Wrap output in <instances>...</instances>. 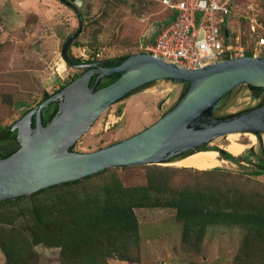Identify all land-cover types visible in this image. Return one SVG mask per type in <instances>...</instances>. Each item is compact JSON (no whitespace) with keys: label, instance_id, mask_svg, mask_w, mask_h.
I'll return each mask as SVG.
<instances>
[{"label":"rangeland","instance_id":"rangeland-1","mask_svg":"<svg viewBox=\"0 0 264 264\" xmlns=\"http://www.w3.org/2000/svg\"><path fill=\"white\" fill-rule=\"evenodd\" d=\"M160 1L86 0L75 9L79 20L72 10L74 5L70 8L59 0H27L31 8L23 9L26 12L20 15L11 13L13 0H0V128L11 126L42 102L45 94L56 93L83 73L62 60L61 49L67 37L74 35L67 53L80 62L140 53L139 41L145 29L175 17V12L165 10ZM248 4L258 11L264 25V0H235L234 15L225 18L226 22L232 23ZM184 88L172 81H160L139 89L110 106L78 139L73 151H98L146 129L174 106ZM257 104L258 100L243 86L217 115L236 114ZM225 137L216 138L209 147L224 151L228 144ZM240 138L249 143L241 156L250 159V149L263 155L262 139L260 144L256 138L253 145L246 137ZM225 161L213 177L194 169L169 171L166 191H150L144 208L122 206L129 197L123 189L146 187L148 175H157L156 169L182 168L163 163L110 169L69 187L48 191L38 197L53 196L43 211L53 233L36 227L34 214L20 211L24 207L18 206L28 205L30 200L14 208L0 207V217L6 211L12 217V224L0 220V242L8 244L15 238L19 244L25 243L19 246L20 255H15L13 264H264V217L250 218L234 209L219 210V217L209 215L211 209L203 212L204 216L186 215L177 207L163 205L175 202L177 192L183 189L201 188L216 181L214 186L223 192L237 188L246 195L257 193L262 206L264 175L252 176L250 172L256 170L252 163ZM119 185L121 188L116 189ZM62 192H68L66 206L70 201L77 209L57 217L48 208L60 207V198L55 195ZM80 198H89L87 206L78 208ZM123 208L132 209L124 215ZM61 231L64 237L53 247L32 245L35 233L44 232L53 241L52 235ZM0 264H8L1 246Z\"/></svg>","mask_w":264,"mask_h":264},{"label":"water","instance_id":"water-1","mask_svg":"<svg viewBox=\"0 0 264 264\" xmlns=\"http://www.w3.org/2000/svg\"><path fill=\"white\" fill-rule=\"evenodd\" d=\"M59 1L70 8L74 5L72 10L80 20L75 9L86 0ZM140 43L143 47L148 44L146 35ZM66 56L64 46L62 60L71 64ZM74 68L85 71L11 125L18 149L0 159V202L26 198L109 169L173 163L205 151L216 138L233 133L253 134L261 144L264 104L230 116L217 113L240 87L252 93L264 91V57H235L185 70L137 53L120 63L102 60ZM115 76L113 82L100 87L103 80ZM160 81L185 85L187 90L155 123L98 151H73L78 139L110 106ZM52 105L56 110L45 123L43 112Z\"/></svg>","mask_w":264,"mask_h":264},{"label":"trees","instance_id":"trees-1","mask_svg":"<svg viewBox=\"0 0 264 264\" xmlns=\"http://www.w3.org/2000/svg\"><path fill=\"white\" fill-rule=\"evenodd\" d=\"M73 38H74V35L67 37L66 40L64 41V44H63L62 49H61V57H62L63 47L67 46V52H68V49L72 43ZM128 56L129 55L114 58V59H112V61L120 63L123 60H125ZM66 57H67L68 61L71 63V64H66V65L70 68H74V66H76V65L91 63V62H80L79 60H75L74 58L70 57L68 53H67ZM75 69H79V68H75ZM82 70H85V69H82ZM116 78H117V76H115L111 79H108V80H103L100 83V87L110 84ZM138 90H136V91H138ZM186 90H187V86L184 88L180 97L185 93ZM48 97H49V95L45 94L43 100L48 98ZM55 110H56V105H52V106L48 107L43 112L45 123L51 118V116L54 114ZM227 116H230V115H227ZM10 127L11 126H8L6 128H0V159L10 156L11 154H13L18 149V144L16 141V132H10ZM203 150L217 151L218 154L220 155L221 159H224V160H227L230 162H237V161L241 162L242 161V162H246L247 164L252 163L254 165V167L256 168V170L251 171L250 174L252 176L264 175V153H263V155L258 156V155L253 153L252 149H250L247 152L248 155L250 156V159H249V157L247 158L244 156H240V158L234 157L231 154L226 153L223 150L216 148V147L212 148V147L206 146L205 148H203ZM251 158H253V159H251ZM171 170L177 171V170H187V169H183V168L177 169V168H168V167L156 169L157 175H152V174L148 175L149 180H148V185L146 187L123 189V191H122L123 194L124 195L127 194V196H129V197L127 199L128 202L125 201L124 203H121L122 206L126 207L128 205L127 207L129 208V204H133V207H137V208L146 207L145 205H147V204L145 203V200L149 196L150 191H159V192H165L166 191L165 184L168 180V176H169L168 172ZM104 172L105 171L98 173V174H95L93 176H98ZM196 172L198 174H203L204 176L213 177L214 175L216 176L220 172V170H219V168H215V169L209 170V171H196ZM93 176H89V177H86V178H83V179H80L77 181H73V182H69V183H63L60 185L49 187V188L40 190V191H38V192H36V193L32 194L31 196L26 197V198L17 199V200H13V201H3V202H0V207H3V208L13 207L14 208L15 205H18L25 200H30V204L25 205V206H18V208L24 207V209L20 210L21 212L22 211H28L30 214H32V215L34 214L33 219H32V222L34 223V225L36 227H39V228L45 227V228H43V231L47 230L46 232L48 233L51 230V226L49 224L50 220L48 221L46 219V216H43V214H44L43 211L45 210V203L47 201H50L53 196L48 197V198H46V197L40 198L38 196H42L44 193H46L48 191H52L56 188L69 187L71 185L79 183L82 180H88L89 178H91ZM214 184H217V182L216 181H215V183L209 182L208 184H206L205 186H202L201 188H199V186H196L194 188H189L188 190L183 189L180 192H177V194H176L177 198L174 199L175 202L171 201L170 203L163 204V205L165 207H170V206L177 207L180 212H184L186 215L191 213L193 215L204 216L203 212L211 209L208 214L209 215L214 214L217 217H219V214L221 213L219 210L234 209V210L238 211L240 214L243 212L244 214H246L250 218H252V217H254V218L262 217L263 218L264 217V204L262 206H261V204H258V200L261 198V196L258 195L257 193H255V192L251 193L250 192L252 195H249L250 193L249 194L247 193L248 195H246V194H244V192H241V190H239L237 188L223 192L222 189L217 190L216 187L214 186ZM117 188H121V186L120 185L116 186V189ZM63 192L60 193V195L59 194L55 195L57 198H60L59 199L61 201V203H59L60 207L48 208V212L57 213V217H60L61 215L65 216L66 214H69L72 210L77 209L76 206L74 208L71 206L73 204L70 201H69L70 206H66V203L69 200L66 197V193H68V192H65L64 194H63ZM89 201H90L89 198L87 199V201H85L83 198H80L77 201V203L79 204L78 208L81 205L84 206V204L87 206V203ZM113 201H115V200H113ZM131 209L132 208H130V209L123 208L122 213L124 215H126L127 212L130 211ZM245 209H248V210H245ZM10 216H11V214H9L6 211V213H4L0 217V220L3 222H9L12 219V217H10ZM130 216L132 217L133 215L131 214ZM10 224H12V223H10ZM53 232L54 231L52 230V232H50V233H53ZM38 233L33 234L34 238H33L32 245L43 244L46 247H53L55 244H59V242H57V241L60 240L62 237H64L63 236L64 232L61 231L62 235L58 234L60 232L52 235V238H53V241H52L51 239H49V238H51L50 235H48L44 232L41 233L40 235H37ZM75 233L76 232H74L72 234L75 235ZM12 239H13V241L8 243V244L4 243V242H0L1 243L0 244L1 251L4 254L8 264L14 263V261L12 262V259L15 257V255H20L19 246L25 245V243H22V245L19 244L18 240L15 238H12Z\"/></svg>","mask_w":264,"mask_h":264},{"label":"built area","instance_id":"built-area-1","mask_svg":"<svg viewBox=\"0 0 264 264\" xmlns=\"http://www.w3.org/2000/svg\"><path fill=\"white\" fill-rule=\"evenodd\" d=\"M235 0H161L174 19L146 28L149 54L185 70H197L230 58L264 57V25L250 4L227 23ZM235 22V23H234Z\"/></svg>","mask_w":264,"mask_h":264},{"label":"bare ground","instance_id":"bare-ground-1","mask_svg":"<svg viewBox=\"0 0 264 264\" xmlns=\"http://www.w3.org/2000/svg\"><path fill=\"white\" fill-rule=\"evenodd\" d=\"M59 68L63 67L59 65ZM241 136L246 137L251 144L256 143V137L250 133H233L227 135L225 138L228 141V144L224 147V151L231 154L234 157L241 156L246 149H249V143L242 142L240 139ZM262 137V146L264 148V135ZM226 161L222 160L219 157L217 151L214 150H205L193 155H190L184 159L178 160L173 163H168L164 165H171L173 167L183 168V169H194L198 171H209L215 168H219L222 164H225Z\"/></svg>","mask_w":264,"mask_h":264},{"label":"crops","instance_id":"crops-1","mask_svg":"<svg viewBox=\"0 0 264 264\" xmlns=\"http://www.w3.org/2000/svg\"><path fill=\"white\" fill-rule=\"evenodd\" d=\"M16 1H18V2H16ZM31 1L33 2L34 0H29L30 3H31ZM23 2L26 3V4H24ZM30 3H28L27 0H13V3L11 4V7H13L14 10L11 8V13H15L17 15H20V14L30 10V8H31L30 7ZM23 9L26 10V11H24ZM9 13H10V11H9ZM126 138H128V137H126ZM126 138H124V139H126ZM124 139H122V140H124Z\"/></svg>","mask_w":264,"mask_h":264},{"label":"flooded vegetation","instance_id":"flooded-vegetation-1","mask_svg":"<svg viewBox=\"0 0 264 264\" xmlns=\"http://www.w3.org/2000/svg\"><path fill=\"white\" fill-rule=\"evenodd\" d=\"M66 6V5H65ZM85 71V70H84ZM83 71V72H84ZM246 90H248L247 88H246ZM250 92V91H249ZM250 96H252V97H254L255 99H257L258 100V104L256 105V106H254L253 108H256V107H259V106H261V105H263L264 104V91L262 92V91H256L255 93H252V92H250ZM161 109V108H160ZM44 117V116H43Z\"/></svg>","mask_w":264,"mask_h":264},{"label":"clouds","instance_id":"clouds-1","mask_svg":"<svg viewBox=\"0 0 264 264\" xmlns=\"http://www.w3.org/2000/svg\"><path fill=\"white\" fill-rule=\"evenodd\" d=\"M119 142V141H118Z\"/></svg>","mask_w":264,"mask_h":264}]
</instances>
